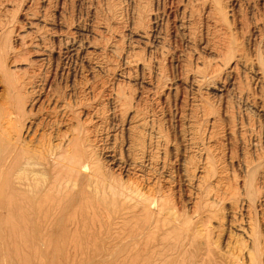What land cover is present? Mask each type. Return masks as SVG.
<instances>
[{
  "label": "rangeland",
  "instance_id": "374dc122",
  "mask_svg": "<svg viewBox=\"0 0 264 264\" xmlns=\"http://www.w3.org/2000/svg\"><path fill=\"white\" fill-rule=\"evenodd\" d=\"M0 63V66L3 64L0 107L16 99L19 101L14 103L20 106L13 104V109L18 106L21 112H26L23 116L19 111L23 119L18 117L14 121L16 125L10 126L13 134H21L19 141L31 142L35 138L29 145L34 144L36 148L38 141V147L43 149V143L47 145L43 149L46 153L49 147L65 148L67 144L59 138L64 136L67 126L69 134L70 130L76 133L80 129L83 142L89 141L82 142L83 149L88 153L93 148L89 156L93 168L97 164L95 169L108 176L110 183L117 178L120 182L115 180V183H121L120 187L130 194L138 190L142 194L143 190L149 196L154 191L155 195L151 196L157 205L168 201L162 205L165 215L162 218L172 224L184 226L191 221V226H197L201 218L206 224H200V228L210 232L215 251H228V244L232 243L244 248L243 229L252 225V221L256 236L261 234L258 239L264 242V203L262 207L259 202L252 204L253 208L248 210H253L249 215L251 221L246 217L249 212L240 203L237 207L241 209L236 212L232 203L239 195L246 197L245 192L251 185L264 192V100L260 101L264 97V0H0ZM7 93L15 99H8ZM22 94L24 98L20 99ZM121 102L123 107L119 108ZM68 107L74 110L73 114ZM52 113L57 115L53 117ZM80 130L77 132L81 133ZM2 148L0 145V151ZM209 166L215 169L210 170ZM215 170L225 171L219 172L218 178L211 174H216ZM220 174L226 178L222 179ZM204 175L217 180H206ZM113 176L116 178L112 179ZM210 182L214 187L207 186ZM229 183L238 185L233 189ZM221 186L226 194L222 193ZM237 188L242 192H237ZM227 189L240 194L235 197ZM222 194L231 197H221ZM213 195L217 204L211 202ZM216 196L228 199H225L227 203ZM106 208L109 210V206ZM166 208H171V212ZM105 210L103 214L97 210V217L93 213L88 217L84 210L74 223L67 220L61 224L64 229L72 230L79 223L77 238L71 233L69 239L84 244L82 249L62 250L61 263H65L67 255L73 264L99 262L102 251H95L92 246L105 237L100 229L106 225ZM205 215H211L210 219ZM85 217L89 221L86 228L80 221H85ZM144 218L141 221H146ZM232 221L234 224L230 225ZM236 246L230 247L231 251ZM261 246L264 251V243ZM263 251L257 264H264ZM241 260L239 264H243ZM220 261L219 264H233L226 257Z\"/></svg>",
  "mask_w": 264,
  "mask_h": 264
},
{
  "label": "bare ground",
  "instance_id": "6f19581e",
  "mask_svg": "<svg viewBox=\"0 0 264 264\" xmlns=\"http://www.w3.org/2000/svg\"><path fill=\"white\" fill-rule=\"evenodd\" d=\"M186 7H188V6H186ZM184 9H186V8H184ZM218 26H220V25L218 24ZM24 40L22 42L25 44ZM30 42L31 41H29V44H31ZM227 42H229V40ZM76 44H78V43H76ZM76 44H74V45L76 46ZM77 48H79V46ZM77 48H75V49H77ZM80 49H81V47H80ZM218 51L220 52V50H218ZM218 51H217V54H218ZM229 55H230V53H229ZM241 59H243V58H241ZM138 61H141V60H138ZM220 63H222V62H220ZM1 66H0V68H2ZM223 67H225V66H223ZM262 70H264V69H262ZM259 72H260V70H259ZM263 74H264V72H263ZM8 75H10V73ZM6 76H7V72H6ZM262 76H264V75H262ZM4 78H5V76H4ZM14 79H16V78H14ZM5 80H6V78H5ZM263 80L264 79H262V81ZM14 81L15 80H13L12 82L14 83ZM262 81H261V83H262ZM18 82H20V80ZM6 84H7V82H6ZM22 84H24V83H22ZM11 85L8 87H13ZM21 86L19 87L20 90H21ZM24 86H26V85H23V88H25ZM8 89H10V88H8ZM19 89H18V91H19ZM261 92H259V93H261ZM11 93L14 94V92H12V91H11ZM262 94L264 96V93H262ZM8 95H9L8 99L12 98V97H10V94H8ZM14 95H16V93ZM22 96H23V94L21 95L20 99L22 98ZM260 97H262V95H260ZM6 98H7V96H6ZM23 98H24V96H23ZM13 99H15V98L13 97L12 100ZM119 100H121V99H119ZM263 100H264V97L260 101L262 102ZM14 101L11 104V101L9 100L7 105L5 102H3V103H5L6 106L1 105V107H0V108H2L4 106L2 108V111L0 110L1 111L0 112V145L3 147L0 151V264H73L71 262V260L69 259V255H67V257H66L67 260H65V263H61L62 261H60L59 255H60L62 250L64 252L65 251L69 252L70 251L69 249L74 248V247L75 248L79 247L82 249V247L84 245L83 243H77L76 240H73L72 238H71V240L69 239V235L71 233H72V235H74L73 238H75V237L77 238V235L80 232V229H79L80 227L78 225H80V224L77 223L78 222V219H77L76 223L78 225L77 226L74 225L75 228H73L72 230H69L71 228H68V230L64 229L63 225L61 226V224L67 220L73 221L72 223H74L75 222L74 220H76L79 213L84 212V210L86 211V214H88L87 215L88 217L91 213L95 214L94 217H97V215H96L97 210L103 214V212H104L103 210H105V209H106L105 211H107L106 212L107 217H106V222H105L106 225H104L100 228L101 231H104L103 236L105 235V237L103 240L100 238L102 241H97L92 246L93 250L95 249V251H97V250L102 251V254L100 255L101 257L99 256L100 260L97 264H219L218 262H221L220 259L224 260V257H226V259H228V260H231V262L233 264H239L241 259L243 260V264H257V262L260 263L258 257L260 256L259 254L263 251L261 243H264V242H263V239L261 242L258 239V237H261V234H260V236H256V233L254 231L255 227L254 228L251 227V226H254L253 225L254 221H252V225L248 224L249 225V226L247 225L248 227H246L244 225L246 228V229H243L245 237H246V241L243 243L245 245L244 248L241 247V244L240 245L234 244L235 246L236 245L237 246L234 247V249H233L234 251H231L234 245H233V243H232L233 246L229 245L227 243L228 244V247H227L228 251L217 252V251H215L216 247L215 248L213 247V244H212L213 241L211 240L212 236L210 237V235H209L210 232H208L207 229L202 230L200 228L201 225L203 226V224H204V226H205V224H206V223H203L204 221L201 222L202 221L201 218L199 220L200 221L199 224H198V222H196L197 226H191V223H192L191 221H190L191 223L190 222L185 223L184 226H181V225L179 226V224H178V226L175 224H172L168 221L167 218H162V216L164 215V212H163L164 208L162 205L166 201L164 203L162 201V205L160 204L161 206L157 205L155 202V199L152 197L153 195H155V192L153 190H151V192L152 191L154 192V193L152 192V194L147 192L150 194V195L148 194L149 196H147L146 192L143 193V190L142 191L140 190L142 194L137 193L139 190L134 191L132 194H130V193L126 192V190H124L122 188V186L120 187L121 183H120V185L117 183V181H119V180L116 177L113 176L112 179L116 178L115 180H117L116 181L117 184L115 183V180L113 181V183H110L107 180V178H108L107 175H106L107 176V178H106L105 175H103L101 173V171H100V173H101L100 174L96 170L97 164L94 166L96 169L93 168L92 162L90 160L91 157L89 158V156H91V153H92L91 151H93V148L89 149V151L91 150L90 152H88L90 154H88L86 152L87 149L86 150L83 149L82 146H83V143L86 142V140H85V142H83L84 139H81L82 138V136H81L82 131L80 129H77V128L82 127L81 125H80V127H77V128L73 127L75 129L81 131V133L79 131H78L79 132L78 133L76 130V133H78V134L72 132L71 130H70L71 133L69 134V132H67L69 130L68 126L67 127L65 126L67 128V130H65V131L68 133V135L64 139V136L66 133V132H64V134H63L64 136H62V138H59L61 136L58 137L60 140L62 139V142L65 141V143L67 144L66 145L64 143L66 145V146L64 145L65 148L61 147L62 145H60V149H59V146H57L58 149L49 147L50 150L46 153H44L43 149L47 148V147H44L47 145H44L43 143H42L43 149L40 148L42 146L38 147V144H39L38 141H37L38 144L35 141L36 142L35 145H37L36 148L34 146H32L34 144L29 145L30 143H32V140H34L35 138L31 139L30 140L31 142H28L27 139L23 140L24 142H28V144L24 143L23 141L22 142L19 141L18 137H19L20 133L18 132L19 134H17L18 135L17 136L16 134H13V131L11 132L10 130H12L11 125H13V126L16 125L14 121L16 119H18V117H19V119L22 117V116L20 117V115H21L20 113H23V111L21 112L20 110H22V108L19 109L18 106H17V108L15 107L16 109H13L14 108L13 104L16 106V103H17V102L14 103ZM16 101H19V100H16ZM21 102L22 101L20 100V103ZM9 103H10V105H9ZM17 105H19V104L17 103ZM119 105H120V103H119ZM119 105H118L119 108L123 107V103L121 106H119ZM63 108H65V107H63ZM68 108H70V107H68ZM262 108H264V106ZM260 110H261V108H260ZM19 111H20V113H19ZM54 111H56V110H54ZM68 111H70L72 113L74 110L71 111V108H70V109H68ZM25 113H23L22 115L24 116ZM61 113H62L61 115H64L63 112H61ZM98 113H100V112H98ZM54 114L57 115V113H52L53 117H54ZM68 114H66L65 116H67ZM101 114H102V112H101ZM96 115H98V114H96ZM130 116H132V114ZM101 117L102 116L98 117V119ZM133 117H135L134 114H133ZM21 119H23V118H21ZM70 119L72 122L69 121ZM70 119L67 120L69 122V124H70V122L74 123L72 120L73 118H70ZM96 119H97V117H96ZM136 119H137V117H136ZM140 119H141V116H140ZM140 119L138 118V122ZM91 120L92 119H90V121ZM67 121H66V123H68ZM90 121H89V123H90ZM13 122H14V124H13ZM61 122H60V124H62ZM140 122L143 123V119H141ZM214 122H216V121H214ZM66 123L64 125H66ZM77 124H76V126H79ZM73 125L74 124H72V126ZM10 126H11V128H10ZM135 126H136V124H135ZM136 127L138 128L139 126H136ZM69 128H71V127H69ZM13 130H15V129H13ZM84 130H86V127ZM27 131H29V130H27ZM59 132H60V130H59ZM142 132H144V131H142ZM90 133H91V131H90ZM7 134H10V136L6 137ZM60 134H58V135H60ZM88 135H85V136L87 137ZM86 137H85V139L90 138V137H87V138ZM141 137H143V136H141ZM58 138L56 137L57 140H59ZM39 141H41V140H39ZM47 142H49V141H47ZM87 142L89 143V141H87ZM94 142H96V141H94ZM138 142H140V141H138ZM50 143H51V141H50ZM50 143H49V145H50ZM52 144H53V141H52ZM56 144H58V142H56ZM203 144H204V142H203ZM89 145L87 144L86 146L89 147ZM91 146L93 147L92 144L90 145V148H91ZM88 147H86V148H88ZM72 148H73V151H72ZM261 148H263L262 145H261ZM45 151H46V149H45ZM92 156H93V154H92ZM259 158H260V156H259ZM259 158H257V159H259ZM134 161H136V160H134ZM212 162H214V161L212 160ZM96 163H97V161H96ZM210 165L213 166V164H210ZM209 167H211V166H209ZM206 168L208 169V167H206ZM213 168L215 169V167H213ZM213 168L211 167L210 170ZM100 169H102V168L100 167ZM220 170H218V172H216V170H215L216 174L211 173V174H214L213 177H216L218 175V173L220 172ZM224 171L225 170H223L221 172L224 173ZM96 173L99 175H97ZM203 173H204V171H203ZM225 173H227V172H225ZM106 174H109V173H106ZM206 174H207V172L205 173V175ZM205 175H204V177L207 180L208 176H205ZM223 175L224 174L221 175L222 179L224 177ZM111 176H109V177H111ZM210 176H212V175H209V177ZM213 177L208 178V179H211L210 181H212ZM224 178H226V175ZM222 179H220V180L218 179L220 182L219 181H217V182L221 183ZM227 179H228V176H227ZM213 180H215V179H213ZM235 180H233V181H235ZM203 181L201 180V182H203ZM208 181H206V182H208ZM129 183L131 184V182H129ZM224 183H226V182H224ZM232 183H229L228 186L232 185L231 188L233 187V189H234V187H236L238 184L236 186H233L234 183L233 184ZM130 184H128V185H130ZM209 184H211V182L208 183V185H207L210 187ZM248 184L250 185V182L247 183L246 185H248ZM122 185L124 186V183ZM222 185H224V184H222ZM249 185H248V187H249ZM130 186L133 187L132 184ZM130 186H127V187H130ZM251 186L247 190V192L244 191L246 193L245 194L246 197H242L241 195H239L240 193L237 194V195H239L237 197L236 191L233 190L234 191L233 192L231 189L230 190L227 189V191L229 190V192L232 191L231 193H228V194L233 193V196L236 195L235 197H237L234 199L235 202L234 201L232 202L233 204H235V207L237 208V209L236 208L234 209L235 212H236V210L238 211V209L240 208V207L239 208L237 207V204L239 205V203H240L241 208L244 209V211L245 210L248 211L249 209L251 210L253 208V207L251 208L252 204H256L257 202H259L260 204L264 203V192L258 191L261 188L255 189V187L253 188V185H251ZM212 187H214V185H212ZM212 187H210V188H212ZM258 187H260V186H258ZM140 188H138V189H140ZM162 188H164V187H162ZM207 188H206V190H207ZM222 188L224 189V186L223 187L221 186V190H222ZM208 190H209V188H208ZM213 190H215V189H213ZM213 190L211 189V192H214ZM225 190L226 189L222 190V193H224ZM238 190L239 189L237 188V192H238ZM217 191H220V189ZM239 191L242 192V189ZM211 192H210V194H211ZM144 194H146V195H144ZM157 194H158V191H157ZM165 194L167 195V193H165ZM219 194H220V192H219ZM224 194H226V192ZM224 194H222L221 197H224L225 196ZM170 197H171V195H170ZM213 197L214 198L212 200H214V201H211V202H213L212 204H215V203L217 204L218 201L217 202L215 201L214 195H213ZM216 197L219 198L220 200L221 199L224 200V202H225V199L231 197V195L229 197H227V195H226L225 196L226 198H224V199L220 198L218 196H216ZM207 198H209V197H207ZM161 199H162V197H161ZM166 199H164V200H166ZM226 200H228V199H226ZM221 201H219V202H221ZM228 202L231 203V201H228ZM226 203H227V201L225 202V204ZM230 203H229V205H230ZM232 203L230 205V208H233V206H234V205L232 206ZM259 203H257L256 205H258ZM208 204H209V202H208ZM108 206H109V210H107V208H106ZM218 206H219V204H218ZM205 207H207V206H205ZM260 207H262V204ZM182 208H184V207H182ZM263 208H264V205H263ZM152 209H154L155 212H153ZM167 210L170 211L171 208H170V210L169 209H167ZM195 210L199 212V210H197V209H195ZM217 210L219 211V209H217ZM231 210L233 211V209H231ZM241 211L242 210H240L239 212L242 214ZM177 212H179V209L177 210ZM193 212H192V214L196 213V212H194V213ZM248 212H247L248 216H246V217H248V219L250 218V221H251V216L249 217V215L251 212H253V210L251 212L250 211H248ZM182 213H180L181 216H182ZM200 213H202V212H200ZM208 213H209V211H208ZM230 213H231V211H230ZM240 213H238V215ZM144 214H145V218L143 216ZM204 214L201 216H204ZM233 214H236V213H233ZM263 214H264V212H263ZM81 215H83V214H81ZM180 215L178 216L179 219L181 218ZM211 215H213V213ZM211 215H208L209 219H210ZM243 215H245V214H243ZM206 216L207 215H205V217ZM233 216H236V215H233ZM187 217H188L187 220L190 219L189 216H187ZM143 218L146 219V221L145 220L141 221V220H143ZM182 218H183V221H185L184 217H182ZM231 218H233V217H231ZM236 218H238V217H236ZM242 218H243V216H242ZM95 219H98V218H93V220H95ZM223 220H225V219H223ZM240 220H242V222L244 221V219H241V218H240ZM80 221L83 223V225H85L83 227L86 228L87 223H89L88 218H86L85 221L84 220H80ZM90 221H91V218H90ZM233 221L236 222L238 220H233ZM233 221H232V223L230 222L231 223L230 225L234 224ZM207 222H209V221H207ZM82 223H81V225H82ZM176 223H178V222L176 221ZM69 225L71 226V223ZM99 226H101V225L99 224ZM227 226H228V224H227ZM242 226H240V227H242ZM67 227H68V225H67ZM83 227H82V229H83ZM216 228H215V230H216ZM95 229H97L96 226H95ZM222 229H224V227ZM84 230L86 232V229H84ZM97 230H99V229H97ZM185 230H186V232H184ZM237 230H240V229H237ZM241 230H242V228H241ZM256 232H257V230H256ZM82 233H84V232L82 231L81 234ZM95 233H96V231H95ZM100 233H102V232H100ZM100 233H98L96 235V239H97V236L100 235ZM258 233H259V231H258ZM61 234H63V235H61ZM84 234L86 235V233H84ZM231 234H229V235H231ZM92 235H90V236H92ZM242 235L243 234H241L240 236H242ZM242 237L245 239L244 236H242ZM231 238H233V237H231ZM244 239L241 238V240H244ZM236 240H235V242H236ZM93 243H94V239H93ZM230 247H232V248H230ZM216 252L220 256H218V254L216 255ZM61 257H63V256H60V258ZM257 259H258V261H257ZM95 260H97V259L95 258ZM94 261H92V263Z\"/></svg>",
  "mask_w": 264,
  "mask_h": 264
}]
</instances>
